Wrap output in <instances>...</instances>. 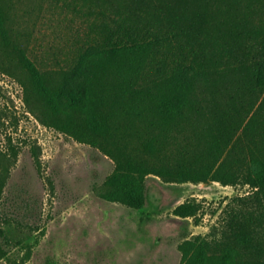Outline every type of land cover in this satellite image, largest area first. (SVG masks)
<instances>
[{"label":"trees","instance_id":"trees-1","mask_svg":"<svg viewBox=\"0 0 264 264\" xmlns=\"http://www.w3.org/2000/svg\"><path fill=\"white\" fill-rule=\"evenodd\" d=\"M61 5L87 27L71 43L68 69H40L28 55L30 37L21 43L4 5L0 50L21 70L27 97L44 107L47 126L113 160L99 195L141 209L149 175L167 183L247 185L251 192L235 199L220 225L179 244L181 264L263 259L264 0ZM8 174L0 166V201ZM202 209V201L190 198L173 214L198 224ZM9 221L0 216L6 245L7 232L16 230ZM15 239L14 246L26 247L24 236Z\"/></svg>","mask_w":264,"mask_h":264},{"label":"rangeland","instance_id":"rangeland-1","mask_svg":"<svg viewBox=\"0 0 264 264\" xmlns=\"http://www.w3.org/2000/svg\"><path fill=\"white\" fill-rule=\"evenodd\" d=\"M62 2L0 0L21 43L30 37L28 55L40 69H68L71 43L86 34L85 20ZM5 53L0 50V166L9 174L0 216L16 230L7 232L11 243L0 238L5 252L0 264H181L179 244L209 233L236 198L251 192L247 185L167 183L149 175L143 208L105 200L99 192L113 160L47 126L44 107L27 97L21 70ZM190 198L202 201L198 224L173 214ZM18 235L24 236L25 248L14 246ZM242 261L264 264V258L252 255Z\"/></svg>","mask_w":264,"mask_h":264}]
</instances>
